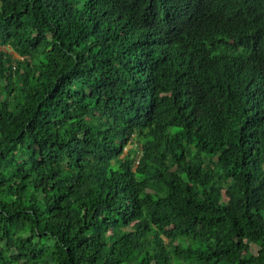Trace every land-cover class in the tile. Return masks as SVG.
Wrapping results in <instances>:
<instances>
[{"label":"trees","instance_id":"obj_1","mask_svg":"<svg viewBox=\"0 0 264 264\" xmlns=\"http://www.w3.org/2000/svg\"><path fill=\"white\" fill-rule=\"evenodd\" d=\"M0 47V264H264V0H0Z\"/></svg>","mask_w":264,"mask_h":264},{"label":"rangeland","instance_id":"obj_2","mask_svg":"<svg viewBox=\"0 0 264 264\" xmlns=\"http://www.w3.org/2000/svg\"><path fill=\"white\" fill-rule=\"evenodd\" d=\"M1 50H5L9 54H12L15 58H19V56L13 52V50L9 47H0ZM131 149V146H128V148L125 149V155L126 153ZM124 156V155H123ZM135 159L137 160V163L135 164V167L139 165L138 160L140 159V156L138 154L135 155Z\"/></svg>","mask_w":264,"mask_h":264}]
</instances>
